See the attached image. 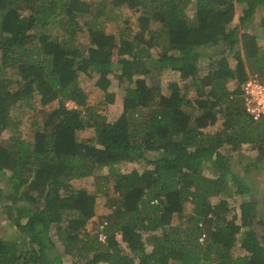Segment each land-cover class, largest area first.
Returning <instances> with one entry per match:
<instances>
[{"label": "trees", "instance_id": "obj_1", "mask_svg": "<svg viewBox=\"0 0 264 264\" xmlns=\"http://www.w3.org/2000/svg\"><path fill=\"white\" fill-rule=\"evenodd\" d=\"M238 2L245 6L236 21ZM263 4L0 0V180L7 175L0 204L19 231L15 238L0 234V264H63L58 242L72 257L68 264H264L254 226L258 200L229 157L246 143L264 157V116L253 119L239 96L249 69L264 76V45L246 29ZM118 7L138 14L136 31L130 17L117 32L106 28ZM151 46L161 47L157 55ZM165 69L185 84L171 80L170 92L154 97L151 88ZM82 72L106 91L99 104L89 103ZM113 76L125 93L121 113L110 120L99 106L115 101ZM37 96L45 118L34 119L31 140L21 135L14 110L36 109ZM220 118L223 127L210 130ZM89 128L95 133L82 136ZM129 161L143 168L117 166ZM208 161L215 176L204 173ZM105 166L117 196L103 216V241L99 227L88 228L98 191L73 180ZM235 192L242 196L240 211L229 217L212 198ZM237 245L244 252L233 256Z\"/></svg>", "mask_w": 264, "mask_h": 264}, {"label": "rangeland", "instance_id": "obj_2", "mask_svg": "<svg viewBox=\"0 0 264 264\" xmlns=\"http://www.w3.org/2000/svg\"><path fill=\"white\" fill-rule=\"evenodd\" d=\"M97 3H99L101 0H93ZM238 9L236 14V21L239 19V16L243 13V8L245 6V3L238 2L237 3ZM190 15L193 13V10H189ZM115 17L113 19L106 20L105 26L110 31H116L120 28L125 26L126 18L130 17L131 19V26L134 28V31L137 30L138 25V14L129 7H118L117 11L115 12ZM264 15V4L262 6H259L254 17L253 22L249 25L247 30L254 32L260 41L261 45H264V27L260 23V18ZM245 30V28H243ZM149 36L148 34L144 36V43L148 46L150 44L149 42ZM80 39L85 42V44L88 43L89 38L88 36L83 32L80 33ZM152 51L155 55L159 53V50H161L160 46H151ZM120 49L116 48L114 52V59H118L120 56ZM205 59H207L205 57ZM209 60V59H207ZM0 61H1V52H0ZM230 64L232 67H235L236 60L234 58H230ZM251 74H258L257 72H252L251 69H249ZM203 74H206L208 72L207 68L202 69L201 71ZM8 73H12L11 70H9ZM159 75V82L160 85L152 86L151 93L154 97H157L158 93L170 92L169 82L174 79H179L180 84H185V81L183 79H180L179 73L176 71H172L169 69L163 70ZM261 78L264 79V76H261L258 74ZM112 84L109 88L110 91L115 92V101L111 103H103L100 104L99 108L100 110L106 114L107 118L112 120L115 119L122 111V100L123 95L125 93V86L118 84V80L115 79L113 76ZM80 84L83 86L84 90L87 93L88 101L91 104H99L101 101H103L106 98V91L97 87L95 85V78L91 77L84 72L80 75ZM231 85H235V83L231 80ZM190 95H194V91L192 90ZM36 99V109L27 108V110L22 111H16L14 110L15 114H18L19 117H21V124L19 126L21 130V135L24 137H27L31 140H33V133L35 130V125L33 122L34 119L37 118L39 121L44 120V113L41 109L42 105L40 103L39 96H37ZM68 105L73 106L72 103L74 101L68 100ZM58 104V101L55 100L51 102V104L48 105V109H51L52 107L56 106ZM223 127V118H220L216 124L213 126H210L209 129L212 131H217ZM11 130H5L3 131V136H7L10 133ZM82 136H90L93 135L95 132L92 129H83L81 130ZM257 149L252 147L250 143H246L244 147L239 152H232L229 157L232 164L233 169L240 174L242 178H246L249 187L252 188L250 191V194L258 200V211L257 215L255 217L254 226L257 231V234L259 236V239L264 244V157L258 158L257 157ZM117 166L122 169L123 171H128L134 167H141L143 168V164H140L136 161H129L127 163L123 164H117ZM109 168L105 166L98 172L91 171L87 175L81 177V178H75L73 180L74 184L76 186L81 187H87L90 190H97L98 191V197H97V203H96V215L89 221L88 228L89 230L95 232V230L99 229V223L101 220L104 219V215L111 212L113 208V199L117 196L115 190H113V186L115 183V179L109 178L107 179L105 175L108 173ZM204 173L209 176H215L216 173L214 171V168L211 164V162H206L204 167ZM6 180L7 175L4 174L1 177L0 180V187L6 186ZM235 189L236 186H233ZM242 196L235 192L232 196L227 195H220L215 196L212 198V201L215 203H218L224 208V210L227 211V215L229 217L234 216V214L239 213V202L241 201ZM191 206H189L190 210ZM174 215V221H178V218ZM105 220V219H104ZM239 222V218L237 219ZM0 234L6 236L15 238L19 235V231L16 229L15 226L9 221L7 217V212L0 204ZM118 238L122 243V235L118 234ZM150 246H148V249ZM57 250L59 252H62V261L63 264H68L72 261V257L69 254L64 253L62 250V245L60 242H58ZM56 251V250H55ZM52 251L51 256L53 257L54 252ZM244 250L240 246H235L233 250L231 251L233 256H236L240 253H243ZM99 264H107L105 262L99 263ZM205 264H215L214 260L209 259L205 262Z\"/></svg>", "mask_w": 264, "mask_h": 264}, {"label": "built area", "instance_id": "obj_3", "mask_svg": "<svg viewBox=\"0 0 264 264\" xmlns=\"http://www.w3.org/2000/svg\"><path fill=\"white\" fill-rule=\"evenodd\" d=\"M241 103L253 119L259 120L264 116V79L257 74H250L241 84L239 92ZM75 106V102L72 103ZM107 221L99 224V239L105 241L106 233L103 228Z\"/></svg>", "mask_w": 264, "mask_h": 264}, {"label": "flooded vegetation", "instance_id": "obj_4", "mask_svg": "<svg viewBox=\"0 0 264 264\" xmlns=\"http://www.w3.org/2000/svg\"><path fill=\"white\" fill-rule=\"evenodd\" d=\"M259 237V236H258Z\"/></svg>", "mask_w": 264, "mask_h": 264}]
</instances>
